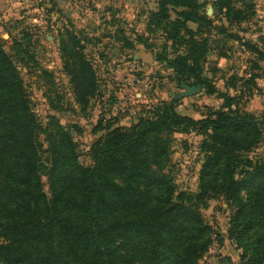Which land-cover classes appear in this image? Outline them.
<instances>
[{"label": "trees", "instance_id": "1", "mask_svg": "<svg viewBox=\"0 0 264 264\" xmlns=\"http://www.w3.org/2000/svg\"><path fill=\"white\" fill-rule=\"evenodd\" d=\"M237 2L246 6L245 0L212 2L214 14L227 22L217 26L199 14L203 5L198 0L157 1L158 11L149 19L162 25L173 51L166 57L165 46L156 60L173 70L177 80L200 85L206 96L216 94L222 107L192 119L178 113L179 101L171 99L149 107L128 128L108 125L90 148V166L78 162L74 138L65 127L53 119L40 125L0 44V264H198L213 241L201 211L218 197L237 209L230 237L242 245L244 264H264V161L250 156L260 143L262 122L239 109L238 96L216 93L202 75L211 49L207 39L196 37L212 28L243 42L264 62L257 46L229 30L247 19ZM62 44L70 59L64 71L84 110L95 94L94 74L75 36ZM183 45L185 54L178 49ZM217 56L226 58V52ZM171 132L206 138L194 193L178 192L164 171L168 142L162 135Z\"/></svg>", "mask_w": 264, "mask_h": 264}, {"label": "rangeland", "instance_id": "2", "mask_svg": "<svg viewBox=\"0 0 264 264\" xmlns=\"http://www.w3.org/2000/svg\"><path fill=\"white\" fill-rule=\"evenodd\" d=\"M130 1L0 0V44L19 73L32 112L42 127L53 119L70 132L78 162L84 166L92 164L90 148L103 137L108 125L128 128L147 109L171 99L183 105L182 110H176L178 113L200 116L217 111L223 104L216 94L206 96L203 90L201 94L176 99L183 92L181 80L165 63L156 60L157 56H163L165 46L166 57H171L173 51L162 25L149 19L158 11V0H136L135 6ZM198 1L203 5L198 10L200 15L207 16L214 25L227 26L221 15L214 14L212 0ZM245 3L243 6L237 2L235 6L247 13V19L229 30L264 53V0ZM126 14L132 15L128 18ZM170 17L173 19L175 15L171 12ZM187 27L197 30L196 24L187 23ZM201 31L196 37L207 39V47L211 49L202 65V75L211 81L216 93L238 96L241 111H246L247 102L257 97V107L247 112L262 122L260 129H264V62L247 51L243 42L219 36L212 28ZM71 35L79 40L82 55L94 74L95 94L88 98L84 110L76 103L70 78L64 71L70 59L62 42L68 44ZM139 49H144L149 58L142 66L133 61ZM178 49L185 54L184 45ZM114 50L118 51L117 56L112 54ZM218 51L226 52V61L221 66ZM188 82L191 84L192 80ZM227 84L235 89H229ZM122 109L126 112L122 113ZM162 137L168 142L164 171L171 183L178 192H196L205 156L201 146L206 138L197 132H171ZM40 142L44 144L43 135ZM250 156L264 161V130ZM43 159L47 161L46 154ZM42 181L45 193L50 195L47 178ZM206 205L201 214L212 227L213 241L198 264H244L242 245L230 237V221L237 209L219 197L210 199Z\"/></svg>", "mask_w": 264, "mask_h": 264}, {"label": "crops", "instance_id": "3", "mask_svg": "<svg viewBox=\"0 0 264 264\" xmlns=\"http://www.w3.org/2000/svg\"><path fill=\"white\" fill-rule=\"evenodd\" d=\"M212 1H215V0H212ZM131 4L133 6L137 5V1L136 0H131L130 1ZM135 8V7H133ZM132 14H126V17L130 18ZM123 16V15H122ZM112 54H114L115 56L118 55V51L114 50L112 52ZM133 61L136 65L138 66H142L144 65L146 62L149 61V58L147 57L146 55V51L143 49V51H140L139 49V53L138 54H135L133 55ZM226 61V58H220L219 61H218V66H221L223 62ZM258 80V79H256ZM259 99H257V97H253L252 99L249 100V102H247L246 104V111H249V112H252L254 109V106L257 107V102H258ZM177 110V109H176ZM182 116H187V117H190L192 119H200L201 116L199 114H196V113H191V112H186V113H183L181 114Z\"/></svg>", "mask_w": 264, "mask_h": 264}, {"label": "water", "instance_id": "4", "mask_svg": "<svg viewBox=\"0 0 264 264\" xmlns=\"http://www.w3.org/2000/svg\"><path fill=\"white\" fill-rule=\"evenodd\" d=\"M208 14H210V12ZM180 87L183 90V92L180 93L176 97V99H182V98H185V97H191V96H194V95L201 94V86L200 85L188 86L181 80L180 81Z\"/></svg>", "mask_w": 264, "mask_h": 264}, {"label": "built area", "instance_id": "5", "mask_svg": "<svg viewBox=\"0 0 264 264\" xmlns=\"http://www.w3.org/2000/svg\"><path fill=\"white\" fill-rule=\"evenodd\" d=\"M177 109H178V110H182V109H183V105L179 104V105L177 106ZM121 111H122V113H124V112H126V109H122Z\"/></svg>", "mask_w": 264, "mask_h": 264}]
</instances>
